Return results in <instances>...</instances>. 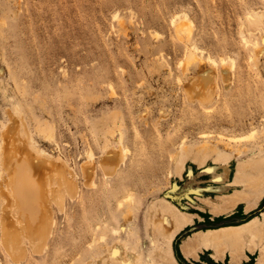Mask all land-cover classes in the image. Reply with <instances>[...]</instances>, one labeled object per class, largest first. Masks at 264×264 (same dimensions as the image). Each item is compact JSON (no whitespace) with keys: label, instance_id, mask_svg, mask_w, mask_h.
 <instances>
[{"label":"rangeland","instance_id":"obj_1","mask_svg":"<svg viewBox=\"0 0 264 264\" xmlns=\"http://www.w3.org/2000/svg\"><path fill=\"white\" fill-rule=\"evenodd\" d=\"M182 10L203 50L185 72L186 45L171 24ZM262 26L264 0H0V125L17 104L15 118L68 161L77 184L62 207L47 201L55 228L35 250L26 239L24 256L9 254L0 225V264H95L117 240L144 263L264 264V240L250 245L245 234L264 224V192L218 214L205 201L235 189L237 165H264V45L256 52L243 39H260ZM206 141L224 156L202 150ZM107 147L124 155L112 175L102 166ZM90 154L92 183L83 169ZM170 210L177 227L156 225L152 235L150 215ZM233 231L238 252L231 239L220 252L208 243Z\"/></svg>","mask_w":264,"mask_h":264},{"label":"bare ground","instance_id":"obj_2","mask_svg":"<svg viewBox=\"0 0 264 264\" xmlns=\"http://www.w3.org/2000/svg\"><path fill=\"white\" fill-rule=\"evenodd\" d=\"M248 16L252 17L253 15L249 12ZM113 18L119 26H123L124 21L118 12L114 13ZM171 24L178 39L186 45V57L181 61L182 69L185 72L192 63L198 60V56L203 54V50L200 49L195 42L192 43L193 23L186 11L182 10L175 12L171 17ZM243 39L248 44H251L256 52L262 51V44L264 45V26H262L260 39H249L246 36H244ZM199 49L201 52H198ZM204 57H206L205 60L210 65L216 66L217 59L213 55L208 53V55H204ZM224 60V58L221 59L222 62ZM228 74L229 72L227 69L223 68L222 75L227 77ZM210 83L211 78L208 77L203 79L201 83L202 88L199 91L202 93L204 99L208 98V94L203 91ZM194 86L195 85L192 84L191 89H194ZM12 111L16 115H8L5 122L0 125V225H2L3 232V237L1 238H3L2 240L6 245V250H8L11 256L20 258L26 250V239H29L30 243L33 242V244H36L33 246L31 244L32 247L35 246V250L36 246H41L40 244L44 242V239L47 240V235L50 234V230L52 231L51 228L55 224L56 219L54 220L50 211L47 210V201H52V203L55 202L62 207L64 205L65 193L67 192L68 195L73 196L74 191L77 189V184L74 181L73 170L71 166L69 167L68 161L61 158V156L53 158L54 155L52 156L46 149L40 148L39 145L38 147L37 143H35L36 140H34L25 124L15 118L20 113L17 104L13 107ZM10 123L14 124L11 125ZM253 130L254 129H252V131ZM252 135L253 132L249 133V136ZM183 145L184 142L181 148ZM109 148L107 147L108 150H106V156L102 162L103 169L107 175L116 171V166L121 160L123 161L124 156L122 149L111 151ZM201 148L204 151L210 149L211 152H215L219 157L224 156L223 152L207 141L203 143ZM89 152L91 153V151ZM92 156L93 155L90 154L88 157L89 161L83 166L84 172L86 173L84 175H87V178L90 180L92 178L88 175L90 173L89 170L91 168L94 170L95 168L93 161L91 162ZM225 158L227 157L225 156ZM175 160L178 163L181 162L180 152L176 154ZM112 161H117L116 166L111 164ZM222 164L224 171L219 176L220 181L228 177L230 166L227 160ZM92 182L91 180V183ZM228 185L234 186L235 189L227 194L216 197L217 199L205 200L213 213L218 214L227 212L238 202L248 204L261 198L264 192V165L258 160L250 162L248 165H237V167L234 168L233 176L229 180ZM246 189L248 192L244 191ZM252 204L253 203H251L250 206H252ZM177 218L178 215L171 210L159 215L153 213L149 218V232L154 235L153 226L161 225L162 232L169 233L177 227ZM180 218H187V215L183 214ZM95 230L99 231V224L96 225ZM114 231L118 232L117 229H114ZM229 233L230 235L228 236V233L225 234L226 237H223L224 235L221 233L213 234L208 237V243L209 241L212 242L213 245L216 246V251L220 252L226 247V241L231 239L234 247L233 252H235V246L239 237H236L234 231ZM245 234L250 245L254 244L257 238L264 240V224L256 229L246 231ZM101 237L105 238V236ZM39 240H41V242H39ZM103 241H105V239ZM126 245L125 242L117 240L114 244L108 247L105 246L106 249L104 250V254L99 253L94 257L95 264H110L112 262V257L118 259L121 264H155V261L152 259L144 263L141 256L135 250L127 249ZM241 245L243 246V243ZM241 245L238 246L237 249L241 247ZM254 246L253 248H255ZM104 255H107L108 258L106 257L107 259H105ZM260 255L264 261V243L260 248ZM88 261V263H86L91 264L90 260Z\"/></svg>","mask_w":264,"mask_h":264}]
</instances>
